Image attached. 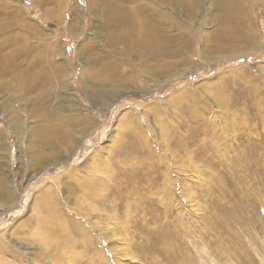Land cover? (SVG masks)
<instances>
[{
	"label": "rangeland",
	"instance_id": "obj_1",
	"mask_svg": "<svg viewBox=\"0 0 264 264\" xmlns=\"http://www.w3.org/2000/svg\"><path fill=\"white\" fill-rule=\"evenodd\" d=\"M231 1L246 15L236 21L241 29H231L221 13L230 0H0V245L9 246L0 259L264 264V0ZM110 20L130 27L153 21L170 36H160L153 61L161 75L154 85L127 83L96 101L94 71L105 72L111 62L117 72L135 67L143 73L152 57L142 53L139 35L107 38ZM230 33L237 42L227 41ZM249 35L258 47L246 50L237 37ZM23 70H38L44 86L58 87L45 110L31 100L30 82L15 88L14 72ZM65 79L79 107L61 108L55 117L69 119L65 126L75 140L70 147L65 140L49 144L59 153L36 165L30 125L57 107ZM217 89L226 91L234 127L222 118ZM177 93L182 103L171 114L165 108ZM80 107L98 122L78 133L70 121L84 116ZM128 118L135 120L131 128ZM90 178L100 190L93 198L83 182ZM9 189L16 198L7 201ZM55 197L69 219L57 249L35 235L44 201L49 206Z\"/></svg>",
	"mask_w": 264,
	"mask_h": 264
},
{
	"label": "bare ground",
	"instance_id": "obj_2",
	"mask_svg": "<svg viewBox=\"0 0 264 264\" xmlns=\"http://www.w3.org/2000/svg\"><path fill=\"white\" fill-rule=\"evenodd\" d=\"M230 2H231V4L230 3L227 4V9H225V10L223 9L224 11L221 12V13L225 14L223 16L228 17V21H226V23H228L227 25H229V24L232 25V28L231 29H233V30L234 29H237V28L238 29H241L239 27L240 25H236V24L237 23L239 24L241 21H243L244 20L243 16H246V15H242L241 16L240 13L242 11L241 12L239 11L240 13L238 12V7H237L236 3L232 2L231 0H230ZM128 13H130V12H128ZM108 15H110V14H108ZM112 16L116 17L115 15H112ZM143 16L144 15H142V17ZM109 17H111V16H109ZM142 17H140V18H142ZM116 19H118V18L116 17ZM106 20H108V19H105V21ZM225 20H227V19H225ZM236 21H237V23H236ZM129 25L130 24H128V26H127V24H126V26H125V23L123 21L121 22V21H118V20H110L109 26L107 25L108 26V32H107V35H106L107 38L113 39L114 41H118V39H120V38L122 40L125 37H128V38L131 37V35H133V36L134 35H136V36L139 35L140 39L138 38V44L143 45V47H144L142 53L144 55H151L152 57L148 58V63H146L147 65H146L143 73L141 71H139L138 69H136L135 67L134 68L131 67L130 68V71H127V72H124V71L117 72L116 71V68H118L119 65L117 67L116 64H110L111 62L109 64H107V67H109V68L105 72H104L103 69L102 70H99V71H94V73L91 75V77L89 79L94 84L97 82L96 85L93 84L94 85L93 89H90L92 91V94H93V99L96 100V101L99 100V99H101L102 97H109V95H111V94H116L117 95V93L120 92L121 89H123L126 86L127 83L130 84V83L136 82L137 85H143V87H147V86L154 85V83L156 82V80H158L159 79V76L161 75V74H159L160 73V67H158L155 64V62L153 61V59L155 60L156 57H157V55H158V52H157L158 43L162 42L161 41V38L162 37H160V36L161 35H164V36H168L169 37L170 35L169 34H166L167 32L165 33V30H162L161 29V26H159L157 23H155L153 21H144L143 20L141 22V24L135 25L133 27H130ZM113 27L116 28V29H119L120 28V31L119 32L118 31L116 32L115 30L113 31V29H114ZM222 29H226V28L223 27ZM135 31L137 32V34H136ZM234 35L231 34V33H230V35H226L228 37V38H226L227 41L230 42L231 44L233 42H237V41H235V38L233 37ZM207 36L208 37L210 36V38H211V34L210 35H207ZM169 39L170 38L166 39V41H168ZM237 39H239V40L242 39V40L245 41V43H247V46L245 48L246 50H250V49H252L254 47H256V48L258 47V41H256L257 38L252 37L251 35H249L248 38H245V37H242V38L241 37H237ZM222 45L223 44H222L221 41H218V43L216 44V46H219V47L222 46ZM41 62L38 61V63H36V62L33 61L32 63H33V66L34 67H37V68L41 69L42 68V63ZM43 65H45V64L43 63ZM48 68L49 67L47 66V69ZM111 70L113 71L112 74H111ZM51 74H53V72H51ZM142 74H144V75H142ZM51 77L53 79L54 77H56V75L55 76H50V78ZM112 77H115L120 82L119 83H117V81H112L111 82V78ZM50 78L48 77V78H44V79H46V82H49L48 79L50 80ZM250 78H252V77L250 76ZM14 79L16 81L15 83H17L16 84L17 86H15V88L16 87L19 88V86H21L20 85V81H24V83H25V81L27 83L30 82V86H29V84L28 85L26 84L27 85V90H28V92H30L31 95L34 96V97L31 98V100L33 99L32 100L33 102H35L37 100V104H34V105H36L38 108L40 107L39 108L40 111L41 110H45V106L48 105L46 102H47V100H49L51 98V94L52 93H53L52 94L53 95V98H56L55 94H56V91H57L58 87H54L53 86L54 88L53 89H50V88L47 87V84L44 86L45 81L43 80V78H40V75H39V71L38 70H28V71H24L23 70L22 72L21 71H16V72H14ZM54 79L56 80V78H54ZM52 81H51V84L54 85V83ZM66 84H67V80L65 79L63 81V83L60 85V87H62V90H61V95L62 96L60 98H57L56 99V104H57L56 106L57 107L56 108H51V112H50L51 114L48 117H46V115L44 116V115H40L39 114L38 115L39 116L38 119L36 121L35 120L33 121L35 123L32 124V125H30V128L34 125V127H32L30 129L31 130V133H32V138H30V139H32L31 140V144L35 146V150H34V153H33L32 157H33L34 163L36 165H38V164H46L47 162L52 161L57 156V154L59 153L55 149L56 147H53V146H52L53 148L46 147V146H49V144L50 145H51V143H57V144H59V143H61L62 141L65 140V143H66L67 147H70V145H72L73 141L75 140L74 137H73L74 136L73 135L74 133H72V131L69 130L68 125L65 126V123H68L69 121H67V120H69V119L63 120L61 118L55 117L56 114H57V111L60 110L61 108H67L68 110H71V109L74 110L75 107H79V104L77 103V100L74 99L75 97H73V95L71 93H67V90H66L67 88L65 89ZM145 84H147V85H145ZM82 85L84 87V85H86V84L84 83ZM49 86H51V85L49 84ZM59 89H61V88H59ZM144 89H146V88H144ZM180 93H177V94L172 95L171 97H169L170 100L168 101L169 102L168 103V106L165 109H167L168 111H170L171 114L173 112L172 111L173 108L175 110L176 109V106L180 103L179 102V100H180L179 99ZM214 94H219L218 99H219L220 103L223 106H225L224 111L222 110L223 111L222 118H224V120H225L224 122H226L229 125H231L232 127H234V125H233V122H234L233 121V119H234L233 116H235V115L233 114V112L230 109L227 108L228 105H226V104H227V101H228V96L226 94V91L224 89H222V90L221 89H217V90H215ZM186 95L187 94H183L182 97H185ZM188 96H189V94H188ZM76 99H77V97H76ZM106 99H108V98H106ZM181 103H182V101H181ZM195 104H198V102L197 103H194V105ZM101 105H105V103L104 104H101ZM180 107L181 106H179V109H180ZM29 108L31 109L32 113H35L33 111L32 106L29 107ZM79 110H81L82 115H84V116L83 117L81 116L80 118L77 117L75 120H71L70 121L71 123H73L74 125H76V131L78 133H80L82 131L89 130V128H91L93 126L94 120L96 119L95 118L96 116L94 117L93 115L89 114V111H91L90 108L80 107ZM153 110L155 111V113H158L157 110L158 111H161L159 108H156V107H154ZM36 115L37 114H35V116ZM71 115H70V117H71ZM125 116H126V114H125ZM127 116L129 117L130 115L128 114ZM70 117H68V118H70ZM72 117H74V116H72ZM18 118H19V115H18L17 119ZM30 120H32V119H30ZM95 121L98 122L97 120H95ZM16 122L17 121H15V123ZM77 122H80V125H78ZM137 122H138V120H137ZM139 122L136 125H139ZM133 124H135V120H132L131 118H128V121H127L128 128H131L133 126ZM97 125L98 124L96 123V126ZM225 127H227V126L225 125ZM136 128H137V126H136ZM132 130H133V128L131 129V131ZM139 130H141V129L139 128ZM126 131L124 133H126ZM136 132H138V131H136ZM136 132H134V133H136ZM140 136H139V138H140ZM142 136H141V138L145 140V136H144L143 133H142ZM28 146L30 147V145H28ZM67 150H69V149H67ZM62 154H63V151H62ZM74 170L75 169H73V172H74ZM69 172L72 173V171H69ZM59 178H60V176H59ZM92 181H93V178H90V179H87L86 181H83V182H86V184L87 183L90 184L89 187H88V189H87V191L85 192L86 193L85 195L89 196L88 198H93V197L99 195V192H100L99 188H93L92 187V184H91ZM64 184H65V182H64ZM96 187H99V186H96ZM4 196H6V195H4ZM56 197L54 199H50V203H48L49 206L47 205V203L43 199V201H44V203H43L44 205H42V207H43L42 210L43 211H42V213L39 214V219H40L41 224H40V226H37V228L35 230V235H37V238L40 239L43 243L45 242V243L48 244V246H52L53 248H56L57 249V245L58 244H61V241L63 240V237L60 235V231L62 232V230H66L65 227H67V225H68L67 222H68L69 219L62 218V215H63V213H62L63 212L62 207L63 206L61 207V205H58L60 203H59V200H57ZM15 198H16V193L13 190H10L9 189L8 192H7V201L12 200V199H15ZM39 200H40V198H39ZM55 235L56 236H61V237H57L58 239L52 238V236H55ZM0 236H2V235H0ZM56 240H57V242H56ZM18 244H19V246H24L23 243L22 244L18 243ZM8 248H9V246L7 244H5V243L3 245L1 244L0 245V252H2V253L4 252L5 253L8 250ZM2 261H3V263H2ZM0 262H1V264H11V262L4 261V257H2L0 259Z\"/></svg>",
	"mask_w": 264,
	"mask_h": 264
}]
</instances>
